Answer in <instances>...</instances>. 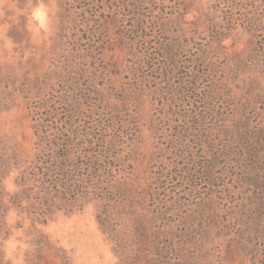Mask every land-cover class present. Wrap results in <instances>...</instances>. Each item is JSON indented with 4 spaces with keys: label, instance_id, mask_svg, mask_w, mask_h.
Wrapping results in <instances>:
<instances>
[{
    "label": "rangeland",
    "instance_id": "1",
    "mask_svg": "<svg viewBox=\"0 0 264 264\" xmlns=\"http://www.w3.org/2000/svg\"><path fill=\"white\" fill-rule=\"evenodd\" d=\"M0 264H264V0H0Z\"/></svg>",
    "mask_w": 264,
    "mask_h": 264
}]
</instances>
